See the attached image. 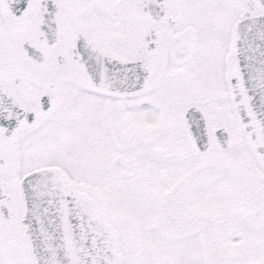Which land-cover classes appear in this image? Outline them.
Returning <instances> with one entry per match:
<instances>
[{
  "label": "snow or ice",
  "instance_id": "obj_1",
  "mask_svg": "<svg viewBox=\"0 0 264 264\" xmlns=\"http://www.w3.org/2000/svg\"><path fill=\"white\" fill-rule=\"evenodd\" d=\"M0 264H264V0H0Z\"/></svg>",
  "mask_w": 264,
  "mask_h": 264
}]
</instances>
